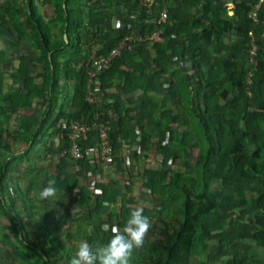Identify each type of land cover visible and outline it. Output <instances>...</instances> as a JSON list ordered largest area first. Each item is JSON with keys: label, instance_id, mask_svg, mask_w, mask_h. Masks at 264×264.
Masks as SVG:
<instances>
[{"label": "trees", "instance_id": "obj_1", "mask_svg": "<svg viewBox=\"0 0 264 264\" xmlns=\"http://www.w3.org/2000/svg\"><path fill=\"white\" fill-rule=\"evenodd\" d=\"M146 1L0 0V225L17 241L5 235L22 264H69L73 256L55 220L39 219L33 188L54 180L55 196L75 198L101 244L111 237L101 227L105 216L122 229L140 206L128 201L132 179L122 190L98 182V196L89 189L102 123L114 156L136 145L138 161L153 156L156 163L139 173L142 201L153 207L140 206L152 227L134 252L137 264H192L196 257L199 264H264V2L256 22L250 14L260 0H159L151 12ZM163 5L168 19L156 29ZM155 30L158 40L135 42L96 75L95 102H88L95 59L127 35ZM66 121L92 126L79 161L66 154ZM37 147L49 163L26 177L22 165ZM91 149L97 158L88 157ZM59 155L66 156L56 166ZM83 230L76 235L94 246ZM12 255L0 254V264Z\"/></svg>", "mask_w": 264, "mask_h": 264}, {"label": "rangeland", "instance_id": "obj_2", "mask_svg": "<svg viewBox=\"0 0 264 264\" xmlns=\"http://www.w3.org/2000/svg\"><path fill=\"white\" fill-rule=\"evenodd\" d=\"M50 11H51L50 7L42 9V12L46 18H49ZM116 25H117V21H113V26H116ZM33 71L37 74L42 73L41 68L38 65L34 66ZM56 143H57V141H56ZM42 153H43V147H37L36 149H34L31 152L30 160L26 161L22 165L23 166L22 170L24 173H26V177H28L29 175L35 177V175H34L35 170H33V169L35 167L42 168L46 164L49 163L47 161V163L45 164L46 161L44 158H42ZM197 154H198L197 148H194L193 151H191L189 154L190 155V161H191L190 163L193 166H195L197 164ZM64 156H66V155H63V156L59 155L58 157H60V160H61V159H64ZM153 161H155V159ZM178 168L184 171L183 162L177 163V169ZM16 173H14V175H16ZM24 173H23V175H24ZM26 177H24V176L21 177L22 180L20 181V184L23 188H26L28 185L26 179H24ZM89 181H87L88 184L90 183ZM41 190L42 189H35V188L31 189V197L33 198V202L36 205L35 208L37 210L36 212L38 213L39 219L42 220L43 222H45V216H46V218H47V216H49L52 218L51 220H53V219L55 220L54 221L55 225L53 227L55 233L57 234L58 238L62 241V243H64L66 246H69L73 250V255L75 254L77 244L80 241H85L83 235H81L82 233L80 235H76L79 227L84 229L83 231L87 230L88 235H90L92 237L94 236V239H93L94 243H92V244H94L93 247H95L97 245H102L100 237L93 234L94 230H93L92 224L88 225L87 223H85V221L82 220V218H84L83 214L80 213L79 209L77 208L76 200L74 197L60 196L57 198L55 196L51 199L48 198V199L42 200L39 197V192ZM144 205L149 207V208L153 207L152 202H148V201L142 202L140 206H144ZM110 212L113 213V210L110 209ZM0 219H1V217H0ZM102 221L104 223L110 224L108 222L107 216H105ZM117 221L114 217V222H117ZM110 225H112V224H110ZM107 232H110V231H107ZM6 234L9 235V238H11L13 240V242L16 243V245H18L17 241L15 240L13 235L8 233V231L2 230L1 225H0V254H1V256H6V254L11 256L13 254V252L11 251L12 249H11L10 244H8L6 242V239H5ZM71 235H75V239H73ZM53 244L57 245L58 241L53 242ZM13 257L14 256L12 255V261H10L9 264H22L19 262L18 259H15ZM191 262H192V264H199L200 258H197V257L193 258ZM131 264H137L135 254L133 255V257L131 259Z\"/></svg>", "mask_w": 264, "mask_h": 264}, {"label": "clouds", "instance_id": "obj_3", "mask_svg": "<svg viewBox=\"0 0 264 264\" xmlns=\"http://www.w3.org/2000/svg\"><path fill=\"white\" fill-rule=\"evenodd\" d=\"M229 5L233 8L232 3ZM230 13L232 15L231 11ZM54 184V180L48 182L39 192L40 199L44 200L56 195ZM104 206H109L107 201L104 202ZM101 227L102 230L111 232L109 241L95 247L87 241H80L69 264H131L135 250L142 247L152 225L150 218L144 214V208L136 207L130 211L122 229L118 225L108 223H104Z\"/></svg>", "mask_w": 264, "mask_h": 264}, {"label": "built area", "instance_id": "obj_4", "mask_svg": "<svg viewBox=\"0 0 264 264\" xmlns=\"http://www.w3.org/2000/svg\"><path fill=\"white\" fill-rule=\"evenodd\" d=\"M157 1L159 0H147L145 5L147 9L152 11L153 7L156 5ZM163 4H165L166 0H162ZM264 0H260L259 4L255 6L253 11L250 14V17L257 22L258 18V10L260 9ZM230 9L232 8L231 5ZM231 14V13H230ZM168 19V9L165 5L161 7L160 12L158 13V18L153 20L156 29L160 26L163 22ZM116 27H120V22L117 21ZM159 31L155 30L152 33H146L145 35H139L138 33H134L131 35H127L119 44L118 46L110 53L108 57H99L96 58L94 64L92 65V70L89 72V90L87 100L90 103L95 102V93L91 89V84L94 83L95 77L98 73L106 70V68L111 64V62L116 59L117 57L121 56L124 52H130L134 48L135 42H145L147 40H158L159 39ZM251 51L250 54L252 57L256 55L257 46L255 43V39H252L251 42ZM92 126L89 124H81L79 121L74 122H63L62 129L68 133V139L70 142V148L66 152L73 160L79 161L84 157L81 141L87 138V135L91 132ZM110 127L108 123H102L99 126V135L101 140V145L99 148V157L101 160L110 161L114 157V150L109 143L108 139V132ZM91 190L94 193H98L96 190V181H92Z\"/></svg>", "mask_w": 264, "mask_h": 264}, {"label": "crops", "instance_id": "obj_5", "mask_svg": "<svg viewBox=\"0 0 264 264\" xmlns=\"http://www.w3.org/2000/svg\"><path fill=\"white\" fill-rule=\"evenodd\" d=\"M104 100L108 103V100L106 99ZM56 141L58 144L59 139H56ZM87 155L90 159H93V158H97L98 154L96 150L91 149L87 151ZM137 157H139L137 146L127 145L123 148V151L119 153L117 156L115 155L112 160L104 161L100 159L98 161L96 176L91 177L89 181L90 182L89 189H91L90 186L91 182L96 181V183L99 182L101 184L110 186L111 188L112 187L115 188L116 187L115 185L118 183L119 185L117 186V189L122 190L123 185L131 182L130 179H132L133 187L131 190V195L128 198V201L135 199L138 201L140 200V205H141V203L144 200L142 201V192H139L137 185L143 179V177L142 178L139 177L140 176L139 173L151 169L153 166L156 165V163L155 161H153L154 160L153 156L150 157L149 159H145L142 157L139 161L137 160ZM45 161L46 164L47 160ZM54 164L56 166L63 165V163L60 160V157L57 156V159L55 160ZM47 165L48 164H46L45 166ZM128 169H130V172L132 173V177H129L127 171ZM75 170H76L75 167L71 166L69 167L68 172L73 173ZM121 170H123V172ZM97 192L98 193L93 192V194L96 196L101 194L100 190H97Z\"/></svg>", "mask_w": 264, "mask_h": 264}]
</instances>
